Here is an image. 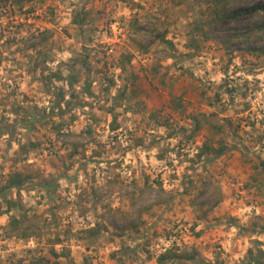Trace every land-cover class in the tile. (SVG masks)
<instances>
[{
  "label": "rangeland",
  "instance_id": "374dc122",
  "mask_svg": "<svg viewBox=\"0 0 264 264\" xmlns=\"http://www.w3.org/2000/svg\"><path fill=\"white\" fill-rule=\"evenodd\" d=\"M263 5L232 0L219 20L211 0H0V129L16 128L0 136V188L30 178L0 216V264H250L264 249Z\"/></svg>",
  "mask_w": 264,
  "mask_h": 264
},
{
  "label": "trees",
  "instance_id": "16d2710c",
  "mask_svg": "<svg viewBox=\"0 0 264 264\" xmlns=\"http://www.w3.org/2000/svg\"><path fill=\"white\" fill-rule=\"evenodd\" d=\"M19 3H23L24 0H18ZM125 1V0H124ZM232 0H211L212 5H213V12L216 14V18L217 19H223L222 13L223 11L226 9V7H228L231 4ZM264 6V5H263ZM251 10H247L245 12H248ZM86 17L87 14H84L83 12H80L76 18L74 19L75 23H79V24H83L86 21ZM170 43V42H169ZM143 51H147L148 49L141 44L140 47ZM68 82L70 83V85H74L77 81V78L75 76H73V74H70L68 76ZM25 119V118H24ZM28 124H27V128L32 129L33 128V120H30L29 118L25 119ZM196 130L200 129L202 127V121L199 119H196ZM62 123H58L56 126L57 130H61ZM213 129L216 130V133H222L224 130V126L220 125V124H212ZM120 125L117 123V116H114V122L112 124V130H117L119 129ZM16 128L12 125H7L4 129L1 128L0 129V136L4 135V134H10L15 131ZM20 145V150L27 152L28 151V145L26 144H19ZM38 143H34L31 142L30 143V147L34 148L37 147ZM227 146L222 142H220L219 147L218 148H214L212 145H209L208 143H204V145L201 148V152L199 154V156H203L204 154L210 152V151H215V153L217 155H223L226 152ZM29 176L28 175H24L20 172L14 173V174H10V176L8 177L6 184H4L1 188H0V198L1 201L0 202V216L4 215V214H10L12 209L14 208H20V202H21V189L27 184L29 183ZM13 189H17L18 192L15 195H12L11 197L8 196V192L13 190ZM34 219H31L28 217V215H24L21 217L12 215L11 216V220L9 222V226L11 228V230L15 233H17L19 236L23 237V238H28L32 235H35L36 232H34L35 229V225H33ZM61 243V242H60ZM259 249V253L256 254L253 251H250V264H264V249L263 248H258ZM52 253L53 255L58 258L61 256V254L57 253L54 248L52 249ZM180 257V258H187V259H194L195 257H192L188 254H184V253H173L171 251H168L166 253H163L160 255V257L158 258V262L159 264H164L165 261L169 258L172 257ZM44 264H48L50 263V259L46 260V258L42 257L40 259V263ZM52 264H59L58 260H55L52 262Z\"/></svg>",
  "mask_w": 264,
  "mask_h": 264
}]
</instances>
